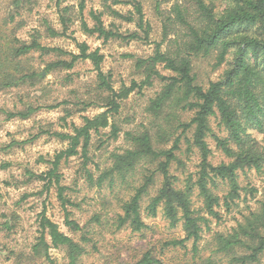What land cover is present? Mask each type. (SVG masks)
Segmentation results:
<instances>
[{
  "label": "trees",
  "instance_id": "obj_1",
  "mask_svg": "<svg viewBox=\"0 0 264 264\" xmlns=\"http://www.w3.org/2000/svg\"><path fill=\"white\" fill-rule=\"evenodd\" d=\"M36 1L38 0H11L7 9L0 11V93L23 85L35 86L54 71L69 70L79 61L90 60L97 71L99 88L108 91L110 96L104 105L108 108L93 117L84 116L83 125H73V133H54L60 139L69 141V147L56 154L54 160L50 161L52 168L45 174L35 175L29 171L30 176L46 180L47 188L53 183L59 184L61 174L58 170L63 159L79 154V148L82 147V156L85 161L88 160L92 133L110 126L111 113H117L120 109L119 100L125 99L136 89L140 92L145 85H151L153 79H160L164 83L163 89L151 100L148 108L158 122L155 133L157 142L149 130L127 132L131 147L121 153H113V165L99 177L98 185L101 186L107 178L112 184L117 178L126 180L128 176H134L139 168L150 170L147 166L158 161L157 170L150 174L144 173L141 185L135 186L134 194L123 202V214L118 215L113 226L120 229L128 224L134 231L148 227L142 217V200L155 183V174L160 172L162 184L147 205V212L156 216L161 207L171 225L183 222L186 237L166 241L165 246L185 247V242L192 238L194 251L197 252L201 225L207 218L194 209V194L197 192L202 198L206 213L220 219L218 208L224 204L227 210H231L236 200L241 198L239 172L246 169L261 172L264 169V0H229L219 13L206 0H195L193 10L176 2L172 7V14L163 15L161 12L164 17L163 40L157 44L154 54L136 59V68L145 78L140 83L133 80L130 86H124L120 91L113 87L111 75L102 70L104 55L98 48L91 49L86 41L81 42L72 37L80 49L75 53L46 45L42 39L70 38L72 34L68 32L78 20L85 34L97 35L104 41L114 38L140 39L139 33L124 34L113 23L106 26L104 13L93 9L89 12L92 19V24H89L84 14L85 0L80 2L78 12H75V5H63V0H56L61 28L44 18L43 31L34 28L29 37L25 38L21 35V30L27 23L19 17L24 8H31ZM103 1L110 15L123 21L135 22L144 31L145 37H148L150 24L145 19L141 0ZM117 5L130 6L132 10L123 13L114 8ZM155 6L160 12L161 0H157ZM164 42H167V47L163 50ZM213 52H216L214 67L227 62L231 52L234 57L224 74L204 87L197 83L193 73V57L209 56ZM36 53H39V57L56 53L58 56L69 55L71 58L58 57L47 62L42 69L35 63ZM161 64L174 74H162L159 70ZM61 104L63 103L37 107L29 105L22 111H8L7 114L9 118L18 116L26 119L41 108H57ZM186 110L194 111L188 122L180 118V111ZM212 119L217 121V133L211 126ZM112 127V135L116 138L119 128L115 124ZM179 129L184 133L191 130L192 138L187 139L189 148L193 151V147L196 149L200 160L197 171L190 173L184 181L170 170L174 161L184 164L176 153L180 150V135L174 138V144L169 149L155 145L168 141ZM256 133L261 134L262 139H258ZM209 134H212L216 146L228 161L212 162L213 150L207 141ZM88 175L94 183L93 172ZM226 183L228 190L222 196L219 193L220 185ZM64 190L65 187L60 186L58 195L65 208V222L72 232H80V238L62 231L60 225L44 210L39 217L40 235L32 243L30 250L20 255L23 264H58L51 253L52 249L66 252V264H79L81 257L87 253L86 244L93 240L90 237L93 230L84 229L71 217L67 209L70 200L65 197ZM94 218L99 224H103L100 216L96 215ZM1 228L11 230L12 226L6 221L0 223ZM216 240L217 252L232 255V263H259L264 255V201L259 211L252 212L230 232L218 234ZM161 263L150 248L138 260H130L125 264Z\"/></svg>",
  "mask_w": 264,
  "mask_h": 264
},
{
  "label": "rangeland",
  "instance_id": "obj_2",
  "mask_svg": "<svg viewBox=\"0 0 264 264\" xmlns=\"http://www.w3.org/2000/svg\"><path fill=\"white\" fill-rule=\"evenodd\" d=\"M11 0H0V11L4 12ZM83 0H63V5H75L78 12L79 4ZM145 13V19L150 24L149 35L146 38L135 22H127L116 19L110 15L103 0H85V18L92 24L89 15L91 9L102 11L106 26L115 24V27L124 34L138 32L140 39L123 40L120 38L104 41L97 35L90 36L81 29L80 21H76L70 28L72 36L58 38H43L44 44L61 47L67 51L78 53L75 37L78 41H86L91 49H99L104 55L101 65L105 74L111 75L113 87L120 91L124 86H130L132 81L141 82L144 74L136 68L137 58H146L154 54L156 46L163 40V15L172 14V7L176 2L193 10L195 0H161L160 12L156 10L157 0H141ZM229 0H206L213 5L215 12H221ZM56 0H38L22 10L20 19L26 21V26L21 30L25 38L34 28L43 31V19H49L57 28H61L58 19ZM114 8L127 13L132 10L130 6L117 5ZM164 42L162 49H166ZM58 57L70 59L69 55L47 54L39 57L35 54V63L43 69L47 62ZM234 53L228 56L227 62L219 67L216 63V52L209 56L193 57L194 69L198 84L208 87L211 81L220 78L233 60ZM159 70L164 75L174 73L159 65ZM164 83L160 79H153L151 85H145L139 92L136 89L125 99L119 100L120 109L117 113H111L110 126L100 132H93L88 149V160L80 153L62 161L58 172L61 174L59 184L53 183L46 187V180L31 177L29 171L35 175L45 174L52 168L50 161L54 160L57 153L69 147V141L57 137L54 133H73L74 124L81 126L84 116L93 117L108 107L107 98L110 93L99 88V80L94 64L90 60L79 61L69 70L54 71L41 83L35 86L23 85L0 93V223L9 221L11 230L0 229V264H23L20 257L30 250L32 243L40 235L39 217L42 211L56 221L65 233L80 238V232L74 233L66 225V213L62 200L59 197V187H65L64 195L70 200L67 209L71 217L79 222L84 229H92L91 242L86 244L87 253L79 260V264H125L130 260H138L142 253L150 248L162 261L161 264H235L231 262L232 255L217 252V235L228 233L238 223L254 211H259L264 201V169L261 172L255 169H246L239 172L241 185V198L236 204L227 210L224 204L218 208L221 218L216 219L203 209V200L197 195L193 196V207L196 211L205 215L206 222L202 223L201 239L198 241V251H194V240L191 238L185 242L186 246H165V242L171 239H183L186 233L183 222L173 226L166 218L160 207L156 216L147 212V205L151 198L157 194L162 184L160 172L155 174V183L149 188L148 194L142 200V217L148 225L141 231H134L126 224L118 229L113 226L119 214H123V202L134 194V187L141 185L143 174H150L157 170L158 161L148 165V169L139 168L134 176H128L126 180L117 178L112 184L107 178L102 185H98L99 177L113 165V153H121L131 147V140L127 132L140 133L149 130L155 142L158 122L148 110L151 100L163 89ZM66 101V102H63ZM84 101V102H82ZM63 103L57 108H41L29 118H9L7 112H18L29 105L47 106ZM84 103H92L85 105ZM194 115V111H180V118L188 122ZM112 124L119 128L118 136L112 135ZM211 126L215 133L218 125L212 119ZM180 135V150L176 151L184 164L177 161L171 163L170 170L182 181L198 169L199 154L193 147L189 148L192 138L191 130L183 132L179 129L164 143H155L160 148L169 149L174 144V138ZM258 139L262 135L256 133ZM207 141L213 150L211 160L220 163L229 159L225 157L212 134ZM164 159V158H160ZM93 172L94 183L89 179V172ZM228 190V185L221 184L219 193L223 196ZM223 203V202H222ZM100 216L103 224L95 220ZM53 257L58 264L68 263L66 252L62 249H52ZM257 264H264V255Z\"/></svg>",
  "mask_w": 264,
  "mask_h": 264
}]
</instances>
